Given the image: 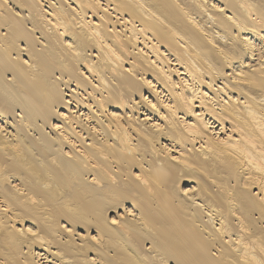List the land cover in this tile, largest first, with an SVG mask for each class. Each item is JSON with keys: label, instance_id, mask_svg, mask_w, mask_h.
I'll list each match as a JSON object with an SVG mask.
<instances>
[{"label": "bare ground", "instance_id": "obj_1", "mask_svg": "<svg viewBox=\"0 0 264 264\" xmlns=\"http://www.w3.org/2000/svg\"><path fill=\"white\" fill-rule=\"evenodd\" d=\"M0 264H264V0H0Z\"/></svg>", "mask_w": 264, "mask_h": 264}]
</instances>
